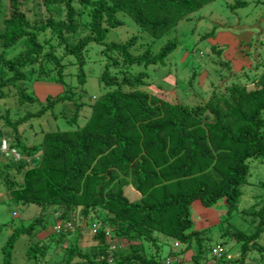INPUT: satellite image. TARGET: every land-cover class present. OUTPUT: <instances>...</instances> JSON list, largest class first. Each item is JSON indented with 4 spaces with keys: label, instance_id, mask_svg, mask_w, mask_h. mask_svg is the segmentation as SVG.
Here are the masks:
<instances>
[{
    "label": "trees",
    "instance_id": "16d2710c",
    "mask_svg": "<svg viewBox=\"0 0 264 264\" xmlns=\"http://www.w3.org/2000/svg\"><path fill=\"white\" fill-rule=\"evenodd\" d=\"M213 1L40 0L42 14L36 19L38 14L32 18L23 10L31 0H8L1 47L5 52L23 51L11 59L3 55L0 90L16 89L21 103L34 101L19 86L27 79L23 67L31 66L38 78H46L50 75L45 65L52 64L53 78L63 81L62 59L74 58L77 78L85 84L89 48L101 46L107 57L100 81L109 91L93 102L84 126L48 132L40 147L19 149L20 135L17 144L2 139L20 154L17 160L0 151V157L14 159L1 169L20 178L11 180L0 171L12 201L43 212L55 210L56 226L61 224L60 229L55 226L59 244L74 229L94 239L91 248L81 247L79 240L68 245L67 260L61 264L84 259L88 264H184L182 256L195 246L192 264L211 263L210 254L223 264H249L254 252L264 257L263 182L250 209L238 212L250 163L264 162V70L248 84L224 82L205 103L189 105L147 92V72L130 73L134 66H165L177 41H168L158 52L148 47L139 55L131 51L136 36L123 43L107 42L110 30L124 24L121 14L142 33L160 39ZM242 5L245 2L236 3ZM66 99L49 98L47 104ZM212 209L219 216L212 226L201 228V213ZM234 213L242 216L243 224L235 223ZM32 227L14 230L2 248L4 264H13L17 240ZM212 231L218 234L216 242ZM170 240L178 249L172 247L165 257L163 246ZM146 244L154 245L157 253L151 256ZM217 246L223 250L220 258L213 255ZM238 246L237 256L227 257Z\"/></svg>",
    "mask_w": 264,
    "mask_h": 264
},
{
    "label": "rangeland",
    "instance_id": "374dc122",
    "mask_svg": "<svg viewBox=\"0 0 264 264\" xmlns=\"http://www.w3.org/2000/svg\"><path fill=\"white\" fill-rule=\"evenodd\" d=\"M39 2L40 0H31L23 10L32 18H36L34 15L38 14L36 19H39L42 14ZM237 2L238 4L245 2V5L236 6ZM8 7V0H0V36L4 32ZM43 13L45 15V11ZM120 18L124 24L110 30L107 42L123 43L136 36L138 42L131 49L135 55L145 52L148 47L158 52L171 40L178 43L176 52L166 60L165 66L155 65L147 69L144 66H134L130 70L132 75L148 73L149 86L146 89L151 94L184 104L197 105L205 103L212 93L221 90L224 82L226 86L237 81L248 84L264 70V0L209 2L160 39H154L142 33L129 16L121 14ZM1 46L0 38V63L3 55L7 56L6 59H11L23 51V48H20L15 52H5ZM102 48L92 45L86 52L85 84H81L77 78L78 66L72 64L74 58L63 57L62 59L66 65L63 81L53 78L55 71L52 72L54 68L52 64L45 65L50 75L46 78H38L39 72L33 73L31 66L23 67L22 70L26 72L27 79L19 86L26 89L24 93L34 98V101L27 99L21 103L20 93H17L14 88L7 87L5 90H0V145L4 138L10 144H17V135H20L19 149L40 147L48 132L76 130L84 126L90 116L93 102L109 91L100 81L101 71L107 63V57L102 53ZM60 55L58 51L57 56ZM1 72L0 66V81L3 79ZM6 74V77H10L8 71ZM57 97L67 99L58 103L51 101L47 104L49 98L53 100ZM45 109L46 111L43 112ZM28 117L30 118L27 120ZM7 119L11 125L6 122ZM22 119L24 121L17 124ZM19 152L23 154L22 151L19 150ZM3 163H14L13 157L7 158L1 155L0 171L11 180H19V176L13 171L1 169ZM250 165L251 176L248 185L243 188L244 196L238 212L250 209L254 196L259 193L258 184L264 183V162L253 160ZM130 199L137 200V197L131 195ZM221 205L218 206L220 210ZM237 213H234L232 218L236 219L235 223L239 226L243 222L242 216ZM219 214L216 209L203 211L200 215L201 228L212 226ZM203 220L206 221L202 223ZM31 224H33L31 232L21 235L13 248V264H61L62 261L67 260L68 245L76 244L79 240L81 247L91 248L94 242L88 232L81 236L78 230L74 229L73 233L66 234L64 241L59 244L58 236L55 234V226L58 224L55 210L43 212L36 206L13 202L8 186L0 177V264H4L2 248L7 244L14 230L19 227H30ZM211 229L216 228L214 226ZM253 231L251 229L252 233ZM212 233L214 236L215 233L213 231ZM217 236L218 234L214 236L213 242L218 241ZM261 240L260 244L263 246L264 239ZM146 245L151 256L157 253L154 245ZM176 245L175 241L170 240V244L163 246V255L167 257L172 247L178 249ZM31 246L34 247L32 255L30 254ZM196 251L197 246L182 256L184 264H192L191 259ZM95 252L98 253L97 250ZM238 253L239 246L238 249L229 250L227 257H235ZM208 257L209 261L213 262L209 264H216L214 260L217 259L212 258L211 254ZM248 261L249 264H264V257L254 252L250 254ZM79 263L88 264V261L79 260L74 264ZM217 264H223V262L217 260Z\"/></svg>",
    "mask_w": 264,
    "mask_h": 264
},
{
    "label": "built area",
    "instance_id": "2783aa9c",
    "mask_svg": "<svg viewBox=\"0 0 264 264\" xmlns=\"http://www.w3.org/2000/svg\"><path fill=\"white\" fill-rule=\"evenodd\" d=\"M1 152L2 153H6V154H13L15 156V158L18 160L20 159V154L17 152V150H9L8 148V143L6 141H3V144H2V147H1ZM71 225H68V227H70ZM57 229H60L61 228V224H59L58 226H56ZM94 230V229H93ZM95 232V231H94ZM223 254V250L222 248L220 247H216L214 248L213 250V255L220 258ZM173 260H171L169 263H172L173 264Z\"/></svg>",
    "mask_w": 264,
    "mask_h": 264
},
{
    "label": "clouds",
    "instance_id": "9594fccd",
    "mask_svg": "<svg viewBox=\"0 0 264 264\" xmlns=\"http://www.w3.org/2000/svg\"><path fill=\"white\" fill-rule=\"evenodd\" d=\"M3 141H5V140H3ZM3 141L1 142V145H0V151H1V147H2Z\"/></svg>",
    "mask_w": 264,
    "mask_h": 264
},
{
    "label": "water",
    "instance_id": "95a60500",
    "mask_svg": "<svg viewBox=\"0 0 264 264\" xmlns=\"http://www.w3.org/2000/svg\"><path fill=\"white\" fill-rule=\"evenodd\" d=\"M86 227V226H85Z\"/></svg>",
    "mask_w": 264,
    "mask_h": 264
}]
</instances>
